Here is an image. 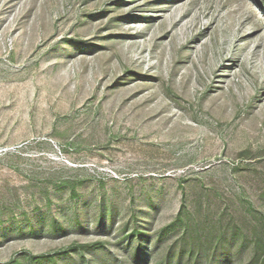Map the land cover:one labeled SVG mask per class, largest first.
Here are the masks:
<instances>
[{"label":"rangeland","instance_id":"obj_1","mask_svg":"<svg viewBox=\"0 0 264 264\" xmlns=\"http://www.w3.org/2000/svg\"><path fill=\"white\" fill-rule=\"evenodd\" d=\"M0 264H264V0H0Z\"/></svg>","mask_w":264,"mask_h":264}]
</instances>
